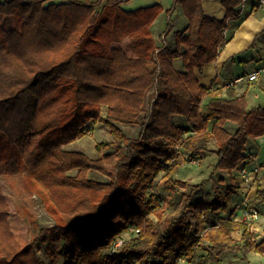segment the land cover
I'll return each mask as SVG.
<instances>
[{
	"label": "trees",
	"instance_id": "obj_1",
	"mask_svg": "<svg viewBox=\"0 0 264 264\" xmlns=\"http://www.w3.org/2000/svg\"><path fill=\"white\" fill-rule=\"evenodd\" d=\"M100 1L0 3V14L15 22L7 29L0 21V176L20 177L54 221L39 223L27 241L0 186V264H47L40 252L48 264H209L227 251L264 252V242L257 244L244 222L231 214L211 218L233 205L240 190L233 171L245 160L249 140L264 134V106L248 109L243 94L212 97L209 112L201 110L212 92L195 71L219 56L244 0H222L223 19L206 14L203 0H175L187 25L173 31V42L160 44L153 24L164 11L161 3L129 10L124 0L99 7ZM171 26L169 19L167 30ZM127 39L129 48L120 45ZM173 115L190 126L173 123ZM93 121L108 125L114 138L97 145L100 157L63 148ZM119 124L141 126L139 137ZM209 150L217 161L208 179L191 186L175 177L184 157L199 161ZM73 169L77 174L68 173ZM91 169L109 180L91 179ZM218 170L231 177L226 188ZM157 176L168 200L151 188ZM207 182L212 196L194 201ZM256 203H264V189ZM169 206L176 213L165 216ZM190 216L211 220V227L201 234Z\"/></svg>",
	"mask_w": 264,
	"mask_h": 264
},
{
	"label": "crops",
	"instance_id": "obj_2",
	"mask_svg": "<svg viewBox=\"0 0 264 264\" xmlns=\"http://www.w3.org/2000/svg\"><path fill=\"white\" fill-rule=\"evenodd\" d=\"M6 0H0V3ZM54 2H60L62 0H53ZM85 2H94L97 0H81ZM106 0L100 1L99 7L105 4ZM161 3L164 11L158 16L153 24L154 36L157 43L163 42L164 38L173 42V31L183 30L187 25V17L185 16L183 9L180 5H174L175 0H124L122 6L125 9H136L141 6H147L154 3ZM202 5L204 11L209 16L223 19L226 16V9L222 3V0H203ZM171 9L170 13L167 11ZM170 19L172 26L171 30H167V21ZM227 41L220 49L219 56L206 65L203 70L195 69L199 82L210 89L212 96H207L201 105V110L209 112L207 104L212 97H231L246 95L247 108H253L257 106H264V73L260 75V78L255 81H241L235 83L233 86H229V82L238 76L252 73L253 71L264 66V4L260 0H244L240 5V17L237 20L230 19V27L226 31ZM175 66L183 70V60L177 58L175 60ZM154 67V65H151ZM173 123L181 126H190V123L182 115H173L171 117ZM227 128L231 131H235L237 124L229 121ZM215 149V145L210 147ZM246 158L239 163L235 168L236 179L239 181V175L237 172L238 167L246 166L250 171L251 190L250 197L253 199L254 205L259 209L260 216L255 221L253 227H249L252 232V239L257 243L264 242V203H256L259 190L264 189V134L254 139H250L246 147ZM207 154V155H204ZM200 158L204 161L208 155H215L212 152H205ZM215 163V162H214ZM259 167V171H255V168ZM220 175L228 174L226 170H218ZM178 175V171L175 177ZM179 179H183L177 176ZM240 191V190H239ZM238 194L234 195L236 198ZM255 201V202H254ZM231 212V211H230ZM225 214V212H224ZM228 214V212L226 213ZM232 218L240 220V212L234 209L231 213ZM219 220V219H218ZM198 222L200 228L204 231L206 220L199 218ZM207 230V229H206ZM202 231V233H204ZM235 233L234 237L241 243H244L242 236L237 237ZM235 253L236 262H242L243 264H264V252H258L251 250L247 253L240 251H227ZM226 253V252H225ZM224 253V254H225ZM224 254L222 258L224 257ZM228 254V253H227ZM59 264H64L62 260Z\"/></svg>",
	"mask_w": 264,
	"mask_h": 264
},
{
	"label": "rangeland",
	"instance_id": "obj_3",
	"mask_svg": "<svg viewBox=\"0 0 264 264\" xmlns=\"http://www.w3.org/2000/svg\"><path fill=\"white\" fill-rule=\"evenodd\" d=\"M49 3V2H47ZM126 8V7H125ZM0 21L3 24V26L7 29L14 28L15 22L13 17H8L5 15L0 14ZM123 47L129 48V39L125 40L120 44ZM107 107H103V116L105 117L107 115ZM121 128H123L127 134H129L132 138H138L139 133L141 130V126H133V125H126V124H119ZM113 135L111 133V129L108 125L100 122V121H93L88 126H86L84 134L80 136L77 140L74 142H71L69 144H66L63 146L66 150H78L84 152L87 156L90 158H97L101 156V153L97 149V145L101 142H108L112 141ZM214 141L209 142V147H213ZM113 149V148H112ZM212 150H209L211 152ZM207 155V154H204ZM203 155V157H205ZM186 160L183 163V165L178 170L179 177L183 178L184 180L189 181L190 185L193 186L195 184H199L202 181L208 179L210 177V174L213 170V164L217 161V155H208L206 157L204 163L202 160H188L184 157ZM77 169H73L69 171V174H77ZM161 173L160 175H162ZM236 172L233 171V175H235ZM176 176V177H177ZM226 182L223 184V187L226 188L227 185L231 183V177L230 175L226 174ZM89 177L93 180L97 181H108L109 177L104 176V174L91 169L89 171ZM237 180V179H236ZM0 186L3 189V193L5 195L6 200L10 204V207L12 211L15 214L17 223L19 225V228L21 230V233L23 234L24 238L27 241H31L33 238L32 231L38 227V224H45V225H52L53 219L45 212L44 208L42 207V204L36 195H31L23 186L22 180L18 176H0ZM191 186L186 190L190 191L192 188ZM152 190L160 193L161 196L168 200V197L170 195V192L165 188V186L161 183V180L159 176H157L154 180L153 185L151 186ZM182 189H178L176 193V201L181 200L182 196ZM213 194L212 191V183L207 182L206 185H204L202 188L196 191L194 194V201H198L199 199H205L211 197ZM255 202V201H254ZM168 205V203H167ZM231 211V212H230ZM233 211V205L230 207L228 214H224V212H219L218 215H215L214 217H211L214 219V222H217L220 217H227L229 216ZM176 211L172 206L167 207L165 216L167 214H175ZM233 216V215H232ZM152 217L157 221V218L152 215ZM191 218V216H190ZM192 223L194 226H199L198 220L195 218H191ZM211 221V220H210ZM207 220L206 225L204 226L205 230L203 231L202 228H200V233L202 234V231L205 232L206 229L210 228V222ZM130 235V232L123 233L122 235L117 236L118 237H124L125 239L128 238ZM237 237H240L241 234L236 235ZM242 240V239H241ZM228 253V254H227ZM236 254L231 252H226L224 254V257L218 261H212L209 260V264H243L242 262L238 261L236 262L235 257ZM40 257L45 263H50V259L46 256L44 252H40ZM61 259V258H60ZM179 264H188L186 260L182 259L179 261Z\"/></svg>",
	"mask_w": 264,
	"mask_h": 264
},
{
	"label": "built area",
	"instance_id": "obj_4",
	"mask_svg": "<svg viewBox=\"0 0 264 264\" xmlns=\"http://www.w3.org/2000/svg\"><path fill=\"white\" fill-rule=\"evenodd\" d=\"M262 4H264V0H260ZM264 73V66L259 69L253 71L252 73L241 75L233 79L229 82V86H233L237 82L241 81H255L260 78V75ZM255 171H259V167L255 168ZM239 175V183H240V191L238 192V196L233 200L234 209L240 212V220L247 224L249 227H253L255 221L260 216L259 209L254 205L253 199L250 197L251 190V179H250V171L246 166H240L237 169ZM124 237H118L112 243L111 252L119 249L124 243Z\"/></svg>",
	"mask_w": 264,
	"mask_h": 264
}]
</instances>
